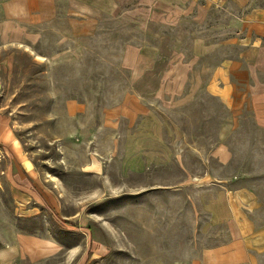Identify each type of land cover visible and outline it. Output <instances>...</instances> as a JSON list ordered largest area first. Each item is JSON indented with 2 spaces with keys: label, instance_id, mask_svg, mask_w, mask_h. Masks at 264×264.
<instances>
[{
  "label": "rangeland",
  "instance_id": "1",
  "mask_svg": "<svg viewBox=\"0 0 264 264\" xmlns=\"http://www.w3.org/2000/svg\"><path fill=\"white\" fill-rule=\"evenodd\" d=\"M56 5L37 43L0 50V227L79 247L64 264H200L236 233L214 221L222 205L252 224L239 264H264V126L213 95L192 56L194 35L228 34V14L136 26Z\"/></svg>",
  "mask_w": 264,
  "mask_h": 264
},
{
  "label": "crops",
  "instance_id": "2",
  "mask_svg": "<svg viewBox=\"0 0 264 264\" xmlns=\"http://www.w3.org/2000/svg\"><path fill=\"white\" fill-rule=\"evenodd\" d=\"M57 0H0V50L24 43L35 44L41 36L42 24L56 13ZM73 14L88 16L96 21L110 16L136 26L151 20H177L190 16L197 23L208 19L212 11L225 12L228 34L222 40H210L208 35H194L193 57H207L202 66L207 72L208 90L230 110L244 107L251 111L254 122L264 126V0H64ZM234 22V25L232 24ZM230 46L233 52L217 61L209 58L216 48ZM148 63L158 54L166 61L161 48H142ZM129 52V51H128ZM195 61V62H196ZM204 62V61H203ZM189 68V65H186ZM191 67V71H192ZM188 73V72H187ZM185 76H188L185 74ZM227 155L221 157L226 161ZM30 172V169H25ZM16 172V171H15ZM14 184L15 202L22 205V186ZM221 196V195H220ZM20 198V199H19ZM17 207V206H16ZM232 207L220 205L212 213L214 221L233 220L236 233L228 245L206 248L200 264H239L249 259V239L252 224L241 219ZM13 227V226H12ZM81 251L65 248L45 235L0 227V264H43L47 259L63 255L70 263Z\"/></svg>",
  "mask_w": 264,
  "mask_h": 264
}]
</instances>
